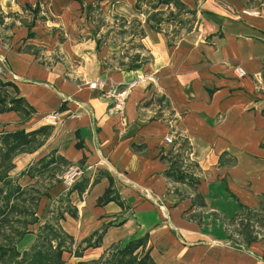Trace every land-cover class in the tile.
Segmentation results:
<instances>
[{"label": "crops", "instance_id": "obj_1", "mask_svg": "<svg viewBox=\"0 0 264 264\" xmlns=\"http://www.w3.org/2000/svg\"><path fill=\"white\" fill-rule=\"evenodd\" d=\"M181 2L187 11L178 16L160 0H0V54L17 76L6 80L33 108L24 119L0 112V133L37 129L59 112L41 145L16 155L10 175L48 154L83 169V191L55 181L41 203V212L53 209L68 194L77 216L58 223L78 244L99 231L101 247L145 238L157 264H264V232L246 245L226 228L242 206L264 202V3ZM99 3L127 24L134 16L128 38L147 52L138 67L106 65L110 50L91 13ZM154 12L160 29L147 21ZM141 74L154 81L132 87L123 116L109 115L111 99L87 83L128 86ZM179 137L192 165L172 158ZM110 187L121 203L98 204Z\"/></svg>", "mask_w": 264, "mask_h": 264}, {"label": "trees", "instance_id": "obj_2", "mask_svg": "<svg viewBox=\"0 0 264 264\" xmlns=\"http://www.w3.org/2000/svg\"><path fill=\"white\" fill-rule=\"evenodd\" d=\"M169 1L172 0H160V2L164 3ZM173 3L177 7L185 8L181 0H174ZM158 14L159 12L151 13L150 18L147 20L149 24L152 23L151 21H154V24H150L154 29H160L159 25L163 21L161 17H158ZM170 18L175 20L177 16L171 14L167 20H171ZM130 67L132 69L138 67V65ZM6 88L8 89L6 90ZM162 100L163 97L155 98L154 101L158 105H162ZM10 110L19 112L24 119L31 114L33 108L24 98L18 96V88L13 82L0 78V112ZM50 129V125L47 124L31 131H26L22 128L0 133V231L9 222V217L13 211L17 210L18 200L24 199L23 196L26 193L25 188L10 177V171L14 168V158L21 152L30 151L40 146L43 137L50 132ZM179 139L181 141L183 138L179 137ZM183 141L186 142L187 140L183 139ZM60 159L64 161L63 158ZM55 162L56 158L48 154L42 157L35 165H31L24 170L21 176L26 174L32 177L40 175L46 172ZM80 186V183L76 182L70 188L69 192L77 188L83 191L85 187L82 188ZM66 197L65 200L61 199L58 205H54L57 211L55 222L48 220L40 224V233L43 236L42 246H39V243L34 241L29 246L30 248L28 247L29 249L25 248L24 250H20L19 245L21 241L30 233L29 231L21 232L20 238L14 244L10 242L0 244V264H5L8 261L20 257L21 259L17 264H66L64 253L72 252L70 245L75 240L72 235L61 230L57 226V222L64 217V213H68L72 217L77 216V208L70 206L68 194ZM111 200H116L121 203L119 197L114 194V190L110 187L98 198L97 203L103 205ZM58 211L60 212L58 213ZM230 224L236 227L235 231L238 234L237 239H233L229 235L230 239L234 242L240 243L241 240L244 244L249 245L251 242L257 240L259 232L256 228L264 227V202L254 208L242 206L239 212L227 220V229H229L228 225ZM37 235L36 238L38 237ZM102 236L103 232H94L79 243L78 248L82 245L85 248H99L102 246ZM145 244V238L131 240L122 246L112 247L113 252L109 251L111 253L107 254L103 252L99 258L81 261L80 264H157L149 251L145 249ZM74 254L78 257H84L83 251L79 249L74 251Z\"/></svg>", "mask_w": 264, "mask_h": 264}, {"label": "rangeland", "instance_id": "obj_3", "mask_svg": "<svg viewBox=\"0 0 264 264\" xmlns=\"http://www.w3.org/2000/svg\"><path fill=\"white\" fill-rule=\"evenodd\" d=\"M173 1L174 0L165 3L171 4L173 3ZM258 1L264 3V0ZM175 7L178 9V16H180L181 14H185L187 11L186 8L177 6ZM32 12L34 13V15H36V12ZM129 12L135 13L134 10H129ZM91 13L96 28L101 35V44H106L110 50L106 62L107 66H124V68L136 66L138 65V62L140 60L146 58L147 52L146 50H142L143 46L138 44L136 41L132 42V39L128 38L129 34L135 30L133 21L134 16L131 18L129 15L131 22L130 24H127L126 22L122 21V17L117 15L119 14V11L112 10L111 6L107 7V4L104 3H99L98 6L93 7ZM190 18L193 19L194 17ZM19 21L22 22L25 26L29 27L31 26V23H33L31 20L29 21L27 19L22 21L19 19ZM7 89L8 88H6V90ZM179 149L180 150H178V152L175 153L172 158H175L174 160L177 161L178 165L180 166L192 165L191 161H189L190 151L187 141L185 142L183 141V139H181ZM53 157L56 158V162L51 165L49 169L46 170V172L42 173L40 176H37V178H32L31 176H21V173L23 171L20 172L17 176H10L13 180H16L17 183L25 188L26 193L23 196L24 199L18 200L17 210L13 211V213L9 217V222H7L3 226V229L0 231V244H7L8 242L14 244L20 238L21 232L24 233L26 231H29L30 233L28 234V236L24 237V239L21 241L19 249L24 250L25 248H28L34 241L39 243V246H42L43 236H41L42 234L40 233V223L43 220V222H47L48 220L55 222V216L57 214L56 207L54 206L53 209H49V207L46 206L44 211L41 212L42 199L45 200L44 195L47 192V188H49V186L53 182L58 181V173H61L70 167L66 164V162L62 161L55 155H53ZM51 210L53 211V214H50ZM59 212L60 211H58V213ZM57 226L61 228L58 222ZM228 227L229 229L227 230L232 236L231 238L236 239L238 235L235 231L236 227L231 224L228 225ZM61 230L63 229L61 228ZM256 230H258L259 232L258 235H261L264 232V227H257ZM36 234H38L37 238ZM78 246L79 244L75 241L70 245L72 252L64 253L66 264H80L81 261L99 258L103 252H106L107 254L111 253L113 252L112 247H116L110 246L99 248H85L84 245H82L78 248ZM109 248H111V250H109ZM77 249L83 251L84 257L75 256L74 251H76ZM20 259L21 257L8 261L5 264H17Z\"/></svg>", "mask_w": 264, "mask_h": 264}, {"label": "built area", "instance_id": "obj_4", "mask_svg": "<svg viewBox=\"0 0 264 264\" xmlns=\"http://www.w3.org/2000/svg\"><path fill=\"white\" fill-rule=\"evenodd\" d=\"M244 12L256 13V14L258 13V11L249 10V9L245 10ZM4 62H5V58L0 54V78L6 80L9 74H11L12 77L17 78V76L14 73H12L7 68L6 65H4ZM237 70L240 76L246 75V71L243 68L238 67ZM140 81L145 82V81H154V80L152 75L141 74L138 76V78L135 81L130 82L128 86H121L116 82H112V81L108 82L105 79L92 80V81H88L87 83L89 87L93 89H100L103 96L111 99V103L107 110L109 115L123 116L126 111V104L130 91L132 87L137 82ZM58 115H59L58 111L51 112L45 118L46 123L48 125H56L59 120ZM172 121L173 120H169L170 123H172ZM166 141L172 143L173 137L171 135L167 136ZM82 174H83V169L80 166H70L65 171L58 173L57 180L62 182L67 188L70 189L79 180Z\"/></svg>", "mask_w": 264, "mask_h": 264}]
</instances>
